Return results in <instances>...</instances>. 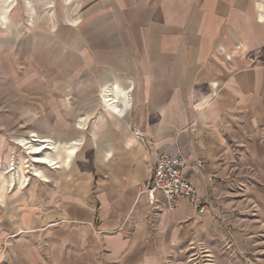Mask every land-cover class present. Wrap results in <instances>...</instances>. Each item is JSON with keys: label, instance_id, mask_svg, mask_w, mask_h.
I'll return each instance as SVG.
<instances>
[{"label": "crops", "instance_id": "0c3cea01", "mask_svg": "<svg viewBox=\"0 0 264 264\" xmlns=\"http://www.w3.org/2000/svg\"><path fill=\"white\" fill-rule=\"evenodd\" d=\"M89 6L76 15L79 23L65 21L57 34L60 75L75 83L76 112L67 119L70 132L48 136L61 138L58 161L71 173L54 177L62 187L54 205L15 217L18 230H5L0 218V264H190L195 254L202 260L200 251L212 264H257L264 230V0ZM43 31L37 53L46 52ZM103 92L120 112L104 108ZM85 137L95 140L92 162L72 163ZM162 151L184 156L205 211L186 198L168 208L160 192L148 203L141 191Z\"/></svg>", "mask_w": 264, "mask_h": 264}, {"label": "rangeland", "instance_id": "374dc122", "mask_svg": "<svg viewBox=\"0 0 264 264\" xmlns=\"http://www.w3.org/2000/svg\"><path fill=\"white\" fill-rule=\"evenodd\" d=\"M40 1L0 0V173H4L1 175L2 183L10 174L15 178L13 185L5 183L0 196V218L7 223L5 230H18L14 226L15 217L27 214L24 212L28 207L44 209L48 207V202L54 205L55 195L62 189L60 180L54 177L62 180L71 173L63 167L49 168L50 165L37 162L36 155L31 154L27 147L31 144L36 146L49 133L60 136L64 131H71L70 126L74 123L67 122V119L69 113L76 112L77 92L72 89L74 82L69 79L62 81L61 43L57 34L65 21L75 25L73 20L76 15L90 7L91 0H70L67 4L63 0H42L44 9L36 13ZM76 5L78 11L72 13ZM47 14V22L39 24ZM50 15L53 17L51 21L48 19ZM43 27H46L43 32H48L44 38L46 48L43 49L46 52L37 53L42 45L37 46L33 32ZM44 55L48 58L47 62L42 59ZM103 94L107 93H102V99ZM66 95L69 96L67 100ZM64 106L65 109H62ZM103 106L105 108L104 103ZM57 118L60 122H56ZM33 134L36 136H31ZM71 135H76V132ZM29 137L33 140L30 141ZM22 138L28 143L20 144ZM52 139L57 148L51 156L60 161L65 149L59 144L60 137ZM94 141L92 138H81L72 163H91ZM44 151L48 152V149ZM8 238L1 244L3 248L9 244ZM258 244L260 248L254 253L255 261L264 264V230H261Z\"/></svg>", "mask_w": 264, "mask_h": 264}, {"label": "built area", "instance_id": "2783aa9c", "mask_svg": "<svg viewBox=\"0 0 264 264\" xmlns=\"http://www.w3.org/2000/svg\"><path fill=\"white\" fill-rule=\"evenodd\" d=\"M137 133V131H136ZM137 136H139L137 134ZM140 140H143L139 136ZM196 168L202 167V162L195 163ZM186 162L184 156L180 153L172 154L168 151H162L156 154L151 178L147 184H144L141 193L145 194L150 205L156 202V193L160 192L168 208H174L180 199L186 198L189 203L198 211H205L206 205L200 200L195 186L190 182L184 170ZM202 260L197 263L194 257L189 258L190 264H212L211 257L206 251H200Z\"/></svg>", "mask_w": 264, "mask_h": 264}, {"label": "bare ground", "instance_id": "6f19581e", "mask_svg": "<svg viewBox=\"0 0 264 264\" xmlns=\"http://www.w3.org/2000/svg\"><path fill=\"white\" fill-rule=\"evenodd\" d=\"M65 4H67L70 0H63ZM43 1L41 0L40 3L38 4V8L36 9V13L38 12V10H43L44 7V3H42ZM27 3H30L29 1H27ZM77 7L78 5H76L75 9H73L72 13L74 12H77ZM32 8V6H31ZM42 12V11H41ZM47 17H48V14L47 16H43L42 19H41V22L39 24H44L46 23L47 21ZM50 18L49 21L53 20V17L50 15L49 16ZM55 19H57V16H55ZM78 22V18L75 17V19L73 20V23H77ZM79 23V22H78ZM78 26V25H77ZM46 27H43L41 28L40 30L43 31L45 30ZM34 36L36 37V34H38V36H40L39 38H42L44 33L42 32H39V31H35L33 32ZM37 38V37H36ZM107 94H103V103L105 105V109L108 110V109H113V110H116V111H119L120 112V108L117 107L116 103H115V100L113 99V96L110 97V94H108V92H106ZM82 123H79L77 122V128H81V125ZM31 136H36V135H31ZM30 139V137H29ZM35 139V138H34ZM28 140V139H26ZM33 139H30V141H32ZM37 140V139H36ZM19 143H28L27 141L25 142V139H20L19 140ZM32 143V142H31ZM71 143H77V141H72ZM23 145V144H22ZM28 146V145H27ZM25 147V146H24ZM26 148V147H25ZM29 149V152L31 154H34L36 155L35 156V160L41 164H47L48 166L50 165L49 168H52L53 167H61L60 165V162L58 160H56L55 157H52L51 154L53 151H56V148H57V145L55 143V140L52 139V137L48 136L47 138L45 137L44 139H41L40 143L36 144V146L34 144H31L29 147H27ZM45 148L48 149V152L47 151H44L42 152ZM48 168V169H49ZM24 171V170H23ZM49 171V170H48ZM4 173L1 172L0 173V181H1V175H3ZM35 175H37V173H35ZM45 175V174H44ZM46 176V175H45ZM47 177V176H46ZM50 178V175L48 174V180ZM25 180V179H24ZM44 180L47 181V178H45ZM15 181V178H14V175L10 174L9 175V178L8 179H5L2 183V181L0 182V196L2 194V191L4 189V186L6 185L5 183H8L9 185H13V182ZM19 183H20V180H19ZM21 184H23V182H21Z\"/></svg>", "mask_w": 264, "mask_h": 264}]
</instances>
